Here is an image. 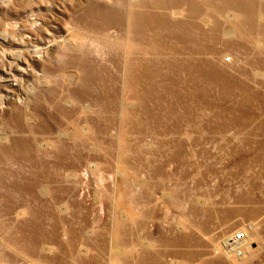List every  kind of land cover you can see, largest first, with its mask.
<instances>
[{
  "label": "rangeland",
  "instance_id": "obj_1",
  "mask_svg": "<svg viewBox=\"0 0 264 264\" xmlns=\"http://www.w3.org/2000/svg\"><path fill=\"white\" fill-rule=\"evenodd\" d=\"M0 264H264V0H0Z\"/></svg>",
  "mask_w": 264,
  "mask_h": 264
},
{
  "label": "bare ground",
  "instance_id": "obj_2",
  "mask_svg": "<svg viewBox=\"0 0 264 264\" xmlns=\"http://www.w3.org/2000/svg\"><path fill=\"white\" fill-rule=\"evenodd\" d=\"M39 51V50H38ZM37 51V52H38ZM41 51V50H40ZM40 51H39V53H40ZM243 231V230H242ZM251 233V232H250ZM239 234V231H237L234 235H232V237H231V239L229 238V239H227L225 242H224V244H223V249L225 248L229 253H230V255H232V256H235V257H242V256H244V252H242V250L240 249V248H243V251L245 250V246H247V243L249 242V241H247V235L244 233V240H242V241H239L238 239H237V235ZM249 237V236H248ZM247 238V239H246ZM252 239V238H251ZM242 243V244H241ZM249 245V244H248ZM251 247V246H250ZM250 247H248L247 246V248H250ZM224 249V250H225ZM219 250V249H218ZM239 250H241V252L243 253L242 255H238V253H239ZM222 252V251H221ZM248 252V251H247ZM245 261V260H244ZM241 262H242V260H241Z\"/></svg>",
  "mask_w": 264,
  "mask_h": 264
},
{
  "label": "built area",
  "instance_id": "obj_3",
  "mask_svg": "<svg viewBox=\"0 0 264 264\" xmlns=\"http://www.w3.org/2000/svg\"><path fill=\"white\" fill-rule=\"evenodd\" d=\"M237 239H238V240H242V239H244V234H243V233H239V234L237 235Z\"/></svg>",
  "mask_w": 264,
  "mask_h": 264
}]
</instances>
